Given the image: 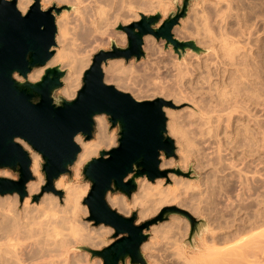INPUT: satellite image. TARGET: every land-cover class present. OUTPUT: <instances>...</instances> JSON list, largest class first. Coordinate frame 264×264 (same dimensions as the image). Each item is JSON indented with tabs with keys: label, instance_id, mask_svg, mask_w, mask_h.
<instances>
[{
	"label": "rangeland",
	"instance_id": "1",
	"mask_svg": "<svg viewBox=\"0 0 264 264\" xmlns=\"http://www.w3.org/2000/svg\"><path fill=\"white\" fill-rule=\"evenodd\" d=\"M55 1H57V2H55ZM130 1L132 2L134 0H130ZM130 1H128V2H130ZM135 1L138 2L139 0L138 1L135 0ZM213 1H216V0H202V2H201V0H190L185 17L180 19L178 25H176L172 29V34H173L174 38H176L177 40H180V41H193L196 44V46L202 50L201 53L195 54V53L191 52L190 50H187L180 57L181 58L180 59L173 52L172 47L170 45L166 48L164 45L165 42L163 40H156L154 37L147 35L143 38L142 50L144 52V56L142 58H140L139 60H135L134 58H131L129 60H124L123 58H118V59L107 60L106 63L102 64V72H103L104 82L108 85L114 86L116 89H118L121 92L128 93L135 100L144 101V100H152L155 98H162L164 100H169V101H172L174 103L175 108L165 109V116H166V132H167V135L174 141L176 157L175 158H169L168 160L170 161V165L167 167H162V168L160 167V169L161 170L179 169L184 173H186V172L190 173V176L187 178L181 177V176H175L174 174L168 173L167 178L157 179L154 182H149L145 178H142V179L139 178L136 180L137 188L131 194V196L129 198H127L126 196H124L123 194H120V193H114V194L108 193L107 197H106V201H107L108 205L110 206V208L115 210L117 213H119L120 215L125 216V217H129L133 212H136V215H137L136 224H139V223H142L146 220L151 219L152 217H154L155 215L158 214L160 209H162L163 207H166V206H175L179 209H182V210L188 212L191 216L193 215L192 217L194 219H196L197 221H203L204 222V226L203 225L200 226L198 232H196L192 238V241H194V244L198 242L201 235L203 236V234H205V232L209 228L214 229L217 232L220 230L230 231L235 227V225H236V227H238V226L242 225L244 222L248 223V222L258 221L264 216V209H263L264 208V178L263 179L260 178V177H264V172H263L264 171V166H263L264 165V163H263L264 159H262V158H264V157H262V156H264V153H263L264 147H262V145H263L262 143H264L263 142L264 141V136H263L264 131H262V129H261V128L264 129V121H263L264 120V111H263L264 110V108H263V106H264L263 105L264 104V98H263L264 97V94H263L264 93V85H263L264 84L263 83L264 82V0H219L222 2L220 3L219 7H217L216 9L220 8L217 11H218V13L220 12L219 13L220 19H221V17H224V18H222V21L218 20L219 19V18H217L218 13L216 15L215 12H213V10H215V9H211L207 5L208 3H211ZM224 1H226V2H224ZM53 2L47 8L51 7L52 5H55L56 7L69 6V4L66 3L65 1L53 0ZM139 3H141V4L138 5L136 3L135 6H133L135 4V2L133 4L129 3L128 5L131 4V9L129 6L127 7V4H126L127 9H126V7H124L125 9H123V11L126 10L124 14L126 15L127 10L130 9L128 14L125 16L126 19H124L123 21L119 20V22L117 24H114V26L113 25H111V27L109 26L108 30L102 36L101 35L100 36L99 35H95V36L92 35L91 36L92 38L96 37L97 43L94 44L92 42L93 44L90 43L91 45L87 44V42L85 43V40H86L85 37L86 36H84V35H86L88 22H86L87 20L84 18V15L80 14V15H82V16H80V17H82V20H81V18L77 19V17L73 18L72 11H74L75 5L72 6V9H70L68 11L64 10L59 14V15L65 14V17L67 20L66 21V27H67L66 36L67 37H65V40H67V41L64 40L65 44L64 43L63 44H64V47L68 43L70 45H67L68 47L66 46L65 51L68 52L69 54H70V52H72V53L74 52L75 54L77 53V55L80 54L81 57L84 56L82 58L84 60H86V64L83 68H81L79 70V72L77 74V78H78L77 84L78 85H77L76 89L74 90V95H71L70 97H64L61 94L60 90L64 87V78H63V79H61L62 86L59 89L55 90L53 93V97L55 99L62 97L63 99L69 101V100H72L73 98H75L76 92L80 89V87L82 85L83 73L90 66L93 55L96 54L98 51L110 50L111 42H114V43L116 42L115 43L116 46L120 47V48H125L127 46L126 35L122 31L117 30V27L119 25L125 26V25L132 23V22L138 21L140 19L141 15L151 16V15L159 14L160 15V21L156 25V26H158L171 13L176 12V7L181 6L182 0H142V1L140 0ZM225 3H228V4H225ZM204 4L206 6H204ZM206 7L210 8V9L207 10L208 8L206 9ZM47 8H45V9H47ZM200 9H202V10H200ZM203 10H204V16H208L210 18V20L208 18L207 23L209 24L208 28H209V30H211V32H214V31L218 32L217 28H221L220 27L221 25H223V26L228 25L225 28L227 30H229L228 32L232 36H234V37L236 36V38H238L237 36H239V38H241L240 39L241 41L246 39V41L251 42V43L246 44V46H249V44L251 45V46H249L250 49H249V47L245 46L244 50L246 52L247 51L250 52L251 56H253V57H250L251 62L249 63V68H251L250 69L251 76L253 75L254 77L252 76V77L248 78L250 80V81L249 80L247 81L248 83H245L244 81H242L244 83V84H242L239 81V84H240L239 89L241 88L240 90H242V87H245V90H247V91H245L248 95L247 98H250L249 101L252 100V101L248 102V104L251 103V104H249L250 110L254 109L256 111V109H258L259 107L260 108L262 107V109L260 110V108H259L257 110L258 113H257V111L255 113V111L253 110L254 113L250 112V114L252 113L254 115L249 114L250 116H248V122L250 124L249 126H250V130H251L250 136L252 135V137H253V138L250 137V139H249L251 153H253L255 150V152L253 153L255 155H252L250 153L252 164H254V165H252L254 168L252 167L253 169L251 168V170L255 174L253 175L254 179L252 180V185H251L253 189H251V191L249 192V197H248L249 199L247 198L248 199V200L246 199L247 201L242 199L243 197L238 199V200L234 199L235 193L233 190L235 189V185H236V182L234 180L236 174L234 172L225 170V171L221 172V174H220V172L218 173L216 170L210 168V165L208 164L209 162H207V163L204 162L205 164L203 163V165H204L203 168L198 166V160L196 158H199L200 156L196 155V154H198L197 152L201 148V144L199 143L198 138L196 139L194 137V135L191 133V131L186 129V127L187 128L189 127V124L191 123L190 120H192V119H194V120H192V122H194L195 125L198 124L196 119L199 120V116L201 118V113H200L201 110H199V109L202 107H204L203 109H205V110L210 109V107L213 104L212 100H214V97L216 96V94L214 95V93H216L214 86H213L214 81H212L215 78V76L213 75V72H212V76L214 78L211 76L209 82L211 83L212 86L209 85V83H208V85L210 87L209 88V87H207L208 86L207 85V82H208L207 73L203 72L204 71L203 69L196 66L197 70L192 71L193 74L190 75V73H191V70H190L187 73V75L185 76V74H184L185 72L184 71L178 72L176 69L177 67L173 66L174 64L172 62V60H175V59H176L175 61L177 63H180V60L184 61L185 59L188 58L189 55H187V54L189 52H191V54L198 57L199 58L198 61H202L203 59H205L204 57H206L208 55H212V57H214V54H211V53H214V50L216 49V45L209 44L210 42H209L208 38L206 37V35L202 33L203 31L200 30L201 28L197 27V26L201 27V18L202 17L201 18H198V17L203 16V15H201V13L203 14ZM210 10H212V12ZM205 11L207 13H205ZM208 11H210L211 13L208 14ZM194 12H197V13L194 14ZM129 13L132 14L133 16L130 15ZM199 13H200V15H199ZM134 14L136 17L134 16ZM222 14H224V15L221 16ZM194 15H195V17H197V16L198 17L195 18ZM212 15H213V17H212ZM239 15H242V16H239ZM58 16H56V19H58ZM122 17L124 18V16H122ZM235 18H237V19H235ZM223 19L225 20V22L223 21ZM239 20H243V21L241 22ZM210 21H212V22L210 23ZM218 21L220 23L221 22L222 23L220 24ZM236 21H237V24H236ZM245 21L247 22V24ZM238 23L240 26L239 28H238ZM242 23H244V25ZM186 24H187V26H186ZM194 24H196L197 26ZM241 24L243 27L241 26ZM83 26H84V28H83ZM246 26H248V29ZM56 28H57V26H56ZM196 28L199 29L198 32L195 31V30H197ZM240 28H241V30H240ZM250 28H251V30H250ZM230 29H231V31H230ZM242 29H244V30L246 29V31H245L246 33L250 30V33L252 32L253 34L251 33V35L249 34V36H247L248 34H245V32H244L243 34H245V35H243L241 33L242 34V37H241L239 32L243 31ZM80 31H82L83 33ZM199 31H201V32H199ZM71 32L73 34H71ZM186 32H187V34H186ZM217 32H215V33H217ZM80 33H82V34H80ZM196 33H198V34H196ZM194 34H196V35H194ZM73 35H74V37H73ZM82 35L84 36V38ZM112 35H113V37H112ZM114 35L116 36V38L120 39V43H117L116 38H114ZM56 36H58V31L56 33ZM197 36H199V37H197ZM245 36H247V37H245ZM68 37H69V39H68ZM70 37H73V39ZM247 38H248V40H247ZM56 39L57 38H55V46L52 47V50L54 52L53 56L55 55L56 51L59 48L58 43L56 42L57 41ZM70 39H71V41H70ZM194 39H195V41H194ZM199 39L200 40L202 39V40L200 41ZM203 39L206 40V44H205V40H203ZM72 40H75V41H72ZM81 40H82V42L84 41L83 42L84 44L81 42ZM99 40L101 43H98ZM246 41H243V42L245 43ZM71 42L73 45L71 44ZM243 42H241V43L244 44ZM74 44L78 45V47L76 45L74 46ZM85 45H87L88 47ZM211 45H213V46H211ZM69 46H70V48L75 47V48H71L74 51H72L69 48ZM79 49L84 53H82ZM246 49H249L250 51L246 50ZM79 52H81L82 54ZM160 52H162V53H160ZM68 53H67V55H68ZM72 55L73 54H71V57H72ZM80 55H78V56H80ZM200 55H202V56H200ZM160 56H162V57H160ZM200 57H202V58H200ZM165 58H166V60H165ZM214 59H215V57H214ZM255 64H257V65H255ZM54 66H58L60 68V63L46 64L44 67L37 68V69H42V72H41L39 78L42 76L45 68L54 67ZM252 66H253V68H252ZM252 69H254V70H252ZM60 70L64 72V76H65L66 70L64 68H60ZM198 70H200V71H198ZM251 70L253 72H251ZM255 70L257 71V73ZM182 72H184V73H182ZM177 73H179V74H177ZM257 75H258V77H257ZM189 76L191 78H189ZM15 78L19 80L18 76H15ZM39 78L37 80H39ZM199 78H201V79H199ZM254 78L256 79V81ZM259 78H261V79H259ZM251 79H254V81ZM205 80H207V81H205ZM204 81H205V83H204ZM227 82H229V80ZM253 82H256V84L257 83H259V84L254 86L255 84L253 85ZM205 85H206V87H205ZM124 86H125V89H124ZM203 86H204V88H203ZM208 88H209L210 96L208 95L209 94L208 90H206ZM253 91H255V92H253ZM205 92H208V94H206ZM242 92H243V90H242ZM193 94H195V96ZM200 94L202 96V102H204V103H205V101L207 102V103H205L206 105L204 103H203L204 104L203 105L201 103V100H200V102L197 100V99L201 98V96L199 97ZM203 94H206L205 95L206 97ZM254 94H255V96H254ZM196 95H197V97H196ZM207 96H208V98H207ZM243 97H244V93H243ZM260 99H261V101H260ZM208 100H210V101L208 102ZM192 101H194V102H192ZM196 102L199 103L198 106H197ZM190 103H192V104H190ZM193 103H195L196 106H194L195 104H193ZM255 103H256V105H255ZM252 104L256 107H254V106L252 107L251 106ZM208 105L210 107L206 109V107H208ZM261 105H263V106H261ZM257 106H258V108H257ZM260 111H261V113H260ZM194 112L196 113L195 115H193ZM189 113H191V114H189ZM189 115H192V116H189ZM99 116L105 120L106 127H107L106 132L108 135L112 136V142L110 144L108 143L106 146L102 147L98 151V153L100 151H109L118 145V142H117V140H118V128L116 126L111 127V124L108 121L107 116H105V115H99ZM99 116H96V117H99ZM250 117H252L253 119L256 117V119H254L256 121H254ZM258 121H260L261 123ZM170 122H172V123H170ZM257 122H258V124H257ZM252 123L253 124L255 123L254 127H253V125H251ZM179 124H181V125H179ZM171 126H176L177 129H176V127L171 128ZM182 126H184V127L182 128ZM178 128H180V130L185 132V135L188 137V140L190 142L189 148L191 149L190 150L188 148V152H190V153H191V151L193 152L191 154L189 153V157L187 159V162H185L184 164L181 161V154L179 153L180 140L181 139L179 137L180 135L177 132ZM189 129H190V127H189ZM255 129H258V130H255ZM259 131H260V134H261V132L263 133L262 134L263 138L261 137L260 134L259 135L261 138L257 135V133H259ZM96 135H97V122L94 118V129H93V133H92V138L89 141L93 142L96 138ZM177 135H178V138H177ZM256 135L262 140H260L258 137H256ZM189 136H192L191 137L192 139H190ZM78 137H80L82 139V141H84L83 136L78 135ZM255 138H257V139H255ZM178 139H179V141H178ZM193 139L194 140L196 139V140L193 141ZM258 140H260L261 142ZM18 142L24 148V150H26V152L29 155V158L31 159V154L34 153V151L26 143H24L20 140H18ZM194 142H197V143H194ZM197 144L199 147L197 146ZM244 144H245V140L242 137L239 138V141L237 142V145H236V146H238L236 151H237V153L239 152L238 153L239 156L241 155V152L243 150L242 148H244ZM258 145L260 147L261 152H259ZM191 146H195L196 148L191 147ZM253 148H255V149L253 150ZM261 149L263 150V152ZM256 151H257L258 155L256 154ZM98 153L95 156H93L92 158L98 157ZM194 153L196 156L194 155ZM35 154L38 155V153H36V152H35ZM191 155L194 156V158ZM197 156H199V157H197ZM258 156L260 159L258 158ZM160 157H161L160 163H162V160L163 161L167 160L163 156V154H161ZM38 158H39V164H40V168H39V174H40V178H41L40 180L42 181V179H43V181L41 182L39 189L36 193L28 194V191L26 189L27 195L23 200V201H25L26 199H28V203L26 204V206L23 205L24 204L23 201L20 203L17 194L0 196V206H1V208H0V251H1L0 252V254H1L0 255V264H13L12 262H14V263L16 262L15 264H44L45 262H46L45 264H55V263L56 264H62V263L63 264H99V262H100V264H102V261L99 258H91L89 253L78 249L79 247H82V246L88 247L90 249H102L112 242L111 236H112L113 230L109 227H104L103 225L95 227L92 222L87 221V217H88L87 207L82 203V200L86 196V194L89 190V186H90L89 182L87 180H85V178L82 174V169H83V166L85 165V163L88 162L91 158L88 159L83 164L81 171L77 177L73 176V172H72V166L73 165L69 168V173L64 174L62 176L66 177V179H67L66 184L67 185H71L73 183V184H82V186L84 188L87 187L86 194L83 196V198H81L79 200L80 204L78 203L79 207H78V209H76L77 213H75V214H77V215L74 216V222H75V226L77 224V226H79V228H81V232H79L80 229L78 228L79 229L78 230L79 235L87 233V231H89V229L91 231H93V233L102 232L106 235L105 244L99 245L98 248L91 247L88 243L86 245L85 242H80L78 236L75 239L68 236L67 238L66 237L63 238V240H62V237H57L58 239H56V238L53 239L55 242H53L52 239L50 240L46 236H45L46 238L44 237L46 240L43 238L42 221H44V218H49L50 217L49 215H51V214L48 211L49 210L48 205L45 202H42V199H43V197L53 196V197L59 198L60 201L62 202V199L64 198L63 196H64L65 192L63 189H59V188L56 189L55 188V182H56V180H55L54 181V189L62 192L61 197H58L57 195H55L53 193H44L40 196V198L38 199L37 202L32 201V197L35 195H38L40 193V188L45 183L44 174L41 170V165L43 164V161H42L40 155H38ZM192 158H193V160H192ZM258 160H259V162H258ZM253 161H257V163L256 162L254 163ZM260 162L263 164H261ZM256 164L257 165L260 164L262 166H259V165L256 166ZM192 167H194L196 169H194ZM255 167H257V168H255ZM259 167L261 168V170L259 169ZM206 169H207V171H206ZM255 169H257L259 171H257V170L255 171ZM30 171H31V167H30ZM192 171H194V172H192ZM226 171H228V172H226ZM5 172H6V174H5ZM229 172H230V174H232V176L229 175ZM257 172L258 173L262 172L263 175L261 173H259V174H261V175H259ZM31 173H32V177H33V179L31 181L36 182L37 181L36 174H34L32 171H31ZM198 174H199V176H198ZM257 174H258L260 179L258 177H255V176H257ZM227 176H229L230 179H228ZM0 177H6V178H9L12 180L18 179L17 173L12 172L9 169H0ZM173 179H178L179 181L176 184H173V182H172ZM31 181H29V182H31ZM260 183L262 184V186ZM159 184H161V186H163V187L170 186V197H169V199L167 200L166 203H163L162 205H158V206L154 205L153 208L150 209V211H149L150 213H148L143 218H141L140 217V211L142 209H145V207L149 208V206L155 200L156 197L154 196V193L157 190L156 188ZM221 184H222V186H221ZM253 184H255V185H253ZM147 187H151V189L148 190V192L150 193L149 196H145V192H144V189H146ZM229 191H230V193H229ZM224 193L225 194L227 193V194L224 195ZM113 196L117 197L115 205L110 204V197H113ZM227 197H231L233 199V202H232L233 204L227 203V199H226ZM197 200H199V201H197ZM191 201H193V202L191 203ZM224 201H225V203H224ZM241 201H242V203H241ZM61 202L59 204L61 206H63V203H61ZM197 204H199V207H197L198 206ZM226 205H230V206H226ZM8 207H11V208H8ZM200 207H201V209H200ZM6 209L10 210V211L8 210V212L9 213L11 212L10 215H12V216H10L9 213H8V215L6 214L7 213ZM236 211H237V213H236ZM199 213H201V214H199ZM236 214L238 216H236ZM75 217H78V218H75ZM218 223H220V225H221L220 228H216V225ZM10 224H12V225H10ZM18 225H20L21 228L18 227ZM183 225H186V228H187L184 232H183V227H182ZM228 226L230 227V229H228L229 228ZM262 226H260L261 228L259 227L260 230H254V232L259 231V233H262L264 231V228ZM12 227H13V229H11ZM176 227H178L179 231H177V232L175 231L176 232L175 233L174 230H172V229L176 228ZM16 228L18 229V231ZM262 228H263V230L261 231ZM82 230L85 233H83ZM13 231L14 232L16 231V233H14ZM188 232H189V222L187 221V219H185L184 217L179 216V215H170L165 221H162L156 225L151 226L150 229L147 231L148 239L142 244V246L144 244L146 245V244L151 243V245H153L152 247H154V248H151V250L146 251V250H143L142 246H141V254L145 260V263L146 264H154L153 262H155V264H157L159 261H161V262H159V264H167V263L173 264L174 262L176 263L177 261L181 262V260L177 256V251H176L177 249H175V248L178 247L179 245L182 246L183 243H186V244H187V242L189 243ZM12 233H13V236L11 235ZM256 233H258V232H256ZM199 234H200V236L198 237ZM261 235H264V233ZM7 236L9 238H11V240ZM39 237L41 239H39ZM239 237H241V236H239ZM261 237L259 236L258 240H260V239L264 240ZM197 238H198V240H197ZM238 238H235L233 241H229L228 242L229 244L223 243V245L220 244L219 246L221 247V246L230 245V244L234 243L236 240H238ZM8 239H9V241H8ZM38 239L40 242L38 241ZM42 239L44 240V242ZM36 241L40 244H38ZM168 241H170L171 244H173V245L170 246V242H168ZM61 242H63V243H61ZM172 242H174V243H172ZM10 244L15 246V248L13 246H11V250H13V248H14L15 251L14 250L11 251L8 248V247H10L9 246ZM41 244H43V245H41ZM224 244H226V245H224ZM44 245H46L48 248ZM172 246H173V249H172ZM37 247L40 249L39 251H38ZM4 248H6V250ZM8 249L11 252L10 251L8 252ZM43 249H44V251H43ZM165 249H167V250H165ZM170 249L174 250L175 252L171 251ZM2 252H3V254L5 253L4 254V255H6L5 257L2 254ZM12 252H14V253H12ZM172 252H174L176 254V257L179 260L174 256L175 254ZM8 253H12V254H8ZM48 254L52 255V256H49ZM9 255H11L12 257L10 256L11 258H9ZM54 255L56 256V258L53 257ZM157 255H159V256H157ZM152 256H154V257L152 258ZM46 257H49V258H46ZM43 258H45V261ZM52 258H53V260H52ZM57 258H58V260H57ZM60 258H62V259L60 260ZM156 258H157V260H156ZM158 258H160V259H158ZM61 261H62V263H61ZM126 264H129L128 260H126Z\"/></svg>",
	"mask_w": 264,
	"mask_h": 264
},
{
	"label": "water",
	"instance_id": "2",
	"mask_svg": "<svg viewBox=\"0 0 264 264\" xmlns=\"http://www.w3.org/2000/svg\"><path fill=\"white\" fill-rule=\"evenodd\" d=\"M190 0H182L176 12L158 26L160 15H141L138 21L117 27L126 35L127 46L100 50L93 55L84 71L82 85L75 98L55 99L53 93L62 86L64 72L58 66L45 68L35 82L28 75L44 67L53 57L57 33L56 16L69 6L42 10L40 0H32L25 13L17 9V0H0V169L17 173L18 179L0 177V196L17 194L20 203L27 195L26 185L33 179L31 159L18 140L26 143L41 156V170L45 183L40 193L32 197L38 201L44 193L58 197L54 181L69 173L80 147L78 135L84 141L92 138L94 118L105 115L111 127L118 128V145L109 151H100L98 157L85 163L82 174L90 184L82 200L87 207V221L95 227L103 225L113 230L112 242L102 249L79 247V250L99 258L102 264H146L141 246L148 239L151 226L165 221L170 215L187 219L189 241L203 221H197L188 212L175 206H166L149 220L136 224V212L125 217L110 208L107 194L120 193L129 198L136 190V180L149 182L167 178L168 173L189 177L179 169H160V155L175 158L174 141L166 132L165 109H173L172 101L162 98L137 101L128 93L108 85L103 80L102 64L107 60L123 58L139 60L144 56L143 38L147 35L163 40L180 58L187 50L199 54L202 50L193 41L174 38L172 29L184 18ZM15 76L21 78L17 80Z\"/></svg>",
	"mask_w": 264,
	"mask_h": 264
},
{
	"label": "bare ground",
	"instance_id": "3",
	"mask_svg": "<svg viewBox=\"0 0 264 264\" xmlns=\"http://www.w3.org/2000/svg\"><path fill=\"white\" fill-rule=\"evenodd\" d=\"M60 1H65L66 3L69 4V7L72 9V6L75 5V8H74V11H72V14H73V18L77 17V19L81 18L82 20V15H84V18L87 20L86 22H88L87 24V30H86V40H85V43L87 42V44H90V43H97L96 42V37H91L92 35L95 36V35H103L109 28V26L111 27V25L114 26V24H117L120 21H123L124 19H126V15L128 14L129 10L131 9V4L128 5L129 3H134L135 4L133 6L136 5V3L139 5L141 3L140 0L138 2H136L135 0L134 1H130L128 2L127 0H60ZM142 1V0H141ZM53 2V0H40V7L42 10H44L45 8H47L51 3ZM57 2V1H55ZM127 2V3H126ZM202 2V0H201ZM200 2V3H201ZM222 1H219V0H216V1H213L211 3H208V7H210L211 9H215L213 10V12H215V14L217 15L218 13V9H216L217 7H219L220 3ZM226 2V1H224ZM32 3V0H17V9L23 14L25 13V11L27 10V8L30 6V4ZM54 3V2H53ZM127 4V7L129 6L130 9L127 10V14L125 15V11H123V9H125L124 7H126V4ZM144 3V2H143ZM142 3V4H143ZM203 4V3H202ZM225 4H228V3H225ZM132 6V7H133ZM202 6V5H201ZM204 6H206L204 4ZM126 7V9H127ZM137 7V6H136ZM206 7V9L208 8ZM213 7V8H212ZM224 7V6H223ZM210 8H208L207 10H209ZM205 9V10H206ZM227 9V8H226ZM133 10V9H132ZM202 10V9H200ZM212 12V10H210ZM210 11H208V14L211 13ZM221 11V10H220ZM131 12V11H130ZM200 12V11H199ZM222 12V11H221ZM197 13V12H194V14ZM205 13H207L205 11ZM220 13V12H219ZM219 13L217 15V18H219ZM231 13V12H230ZM82 14V15H80ZM130 14V13H129ZM132 15V14H130ZM198 15V14H197ZM200 15V13H199ZM198 15V16H199ZM201 15L203 16H197L198 18H201V27L197 26L198 28H201L200 30H202L203 34L206 35V37L208 38L209 40V44H213V45H216V49L214 50V53H211V54H214V57H212V55H208L206 57H204L205 59H203L202 61H198V57H196L195 55L191 54V52H189L187 55L188 58L185 59L184 61H181L180 60V63H177L175 60H172L173 62V66L177 67V71H184L182 73L185 74V76L187 75V73L191 70V74L192 71L194 70H197L196 66L203 69L204 71L203 72H206L207 73V78H208V82H207V85L209 83V85H211V83L209 82L210 81V78L212 76V72H213V75L215 76V78L212 80L214 81L213 82V86H214V89L216 91V93H214V95L216 94V96L214 97V100L213 101V104L212 106L210 107L208 105L207 108L210 107V109L208 110H205L203 109L204 107L200 108L199 110H201V118L199 116V120L196 119V121L198 122L197 125L194 124V122H192V120H190V124H189V127L186 129H188L189 131H191V133L194 135V137L198 140H199V143L201 144V148L198 150V154L196 155H199L197 157L199 158H196L198 160V166L203 168L204 165L203 163H207L209 162L208 164L210 165V168L216 170L218 173L220 172H223L225 170H228V171H231V172H234L236 174L235 176V182H236V185H235V189L233 190L234 191V199L235 200H238L240 198L246 200L248 197H249V192L251 191L252 188V180L254 179L253 178V175L255 174L251 168L253 167L252 165V160H251V157H250V153H251V150H250V142H249V139L250 137H252V135L250 136V124L248 122V116L250 115H254L252 113H254L253 110H250L249 108V99L250 98H247L248 95L245 91V87H242V90L239 89V81L244 84L242 81H244L245 83H248L247 81L249 80L248 78L252 77L251 76V73H250V69L249 68V63L251 62L250 61V57H253L251 56V53L250 52H246L244 50L245 46L247 43H251L250 41H246L243 40V41H246L245 43L243 41H241L239 38V36H237L238 38H236V36H232L227 30L225 27L227 26H223L221 25L220 27L221 28H217L218 29V32L217 31H214V32H211V30H209L208 28V16H204V10H203V14L201 13ZM206 15V14H205ZM224 14H222L221 16H223ZM124 16V18L122 17ZM129 16V15H128ZM133 16V15H132ZM135 16V14H134ZM138 16V15H137ZM215 16V15H214ZM239 16H242V15H239ZM123 19H122V18ZM131 17V16H130ZM136 17V16H135ZM134 17V18H135ZM195 17V15H194ZM195 17V18H197ZM213 17V15H212ZM216 17V16H215ZM237 17V16H236ZM245 17V16H244ZM122 20H121V19ZM133 18V17H132ZM216 18V19H217ZM222 18L224 17H221V19L219 18L218 20H221L222 21ZM246 18V17H245ZM214 19V18H213ZM232 19V18H231ZM237 19V18H235ZM200 20V19H199ZM210 20V18H209ZM215 20V19H214ZM213 20V21H214ZM245 20V19H244ZM66 17H65V14L63 15H59L58 16V19H56V26H57V31H58V36H56L55 38H57L56 42L58 43V50L56 51L55 55L50 59V61L47 63V64H53V63H60V68H64L66 70V74L65 76L63 77L64 78V87L60 90L61 94L64 96V97H70L71 95H74V90L76 89L77 87V81H78V78H77V74L79 72V70L81 68H83L86 64V60H84L80 54V56L77 55V53L75 54L74 52H70V54L68 52H66L65 48L67 45H70L69 43L64 47V40H65V37L66 36V30H67V27H66ZM191 21V20H190ZM223 21L225 22V20L223 19ZM239 21H243V20H239ZM195 22V21H194ZM212 21H210L211 23ZM217 22V21H216ZM219 22V21H218ZM234 22V21H233ZM246 22V21H245ZM244 22V23H245ZM186 23V22H185ZM220 23V22H219ZM222 23V22H221ZM220 23V24H221ZM244 23H242L244 25ZM184 24V23H183ZM213 24V23H212ZM216 24V23H215ZM224 24V23H223ZM236 24H237V21H236ZM241 24V26H242ZM247 24V22H246ZM211 25V24H210ZM214 25V24H213ZM187 26V24H186ZM189 26V25H188ZM217 26V25H216ZM215 26V27H216ZM219 26V25H218ZM231 26V25H230ZM82 27V26H81ZM214 27V26H213ZM224 27V28H223ZM239 23H238V28H239ZM243 27V26H242ZM241 27V28H242ZM245 27V26H244ZM247 29H248V26H246ZM84 28V26H83ZM184 28V27H183ZM187 28V27H186ZM189 28V27H188ZM195 28V27H194ZM240 28V30H241ZM197 29V28H196ZM216 29V30H217ZM229 29V28H228ZM186 30V29H185ZM199 29L195 30L198 32ZM243 31L239 32L241 37H242V34L246 31V29H242ZM251 30V28H250ZM250 30L245 34H248L247 36H249V34L251 35L250 33ZM83 31V30H82ZM80 31V32H82ZM194 31V32H195ZM231 31V29H230ZM193 32V33H194ZM201 32V31H199ZM217 32V33H215ZM83 33V32H82ZM80 33V34H82ZM185 33V32H184ZM191 33V32H190ZM238 33V34H239ZM242 33V34H241ZM71 34H73L71 32ZM77 34V33H76ZM75 34V35H76ZM107 34V33H106ZM187 34V32H186ZM189 34V33H188ZM198 34V33H196ZM194 34V35H196ZM243 34V35H245ZM253 34V33H252ZM236 35V34H235ZM79 36V35H78ZM83 36V35H82ZM81 36V37H82ZM83 36V38H84ZM201 36V35H200ZM203 36V35H202ZM245 36V37H247ZM74 37V35H73ZM73 37H70L73 39ZM77 37V36H76ZM113 37V35H112ZM199 37V36H197ZM196 37V38H197ZM252 37V36H251ZM82 38V39H83ZM114 38H116V36L114 35ZM194 38V37H193ZM250 38V37H249ZM67 39V38H66ZM69 39V37H68ZM91 39V40H90ZM185 40V39H184ZM200 40V39H199ZM202 40V39H201ZM200 40V41H201ZM205 40V39H203ZM248 40V38H247ZM250 40V39H249ZM67 41V40H65ZM71 41V39H70ZM72 41H75V40H72ZM116 41L117 43H120V39L119 38H116ZM195 41V39H194ZM197 41V40H196ZM82 42V40H81ZM84 42V41H83ZM82 42V43H83ZM199 42V41H198ZM241 42H243L244 44H242ZM56 43V44H57ZM64 43V44H63ZM92 43V44H93ZM98 43H101L100 40ZM116 43V42H115ZM197 43V42H196ZM204 43V42H203ZM72 44V42H71ZM84 44V43H83ZM205 44H206V40H205ZM73 45V44H72ZM71 45V46H72ZM76 44H74L75 46ZM91 45V44H90ZM97 45V44H96ZM99 45V44H98ZM202 45V44H201ZM211 45V46H213ZM78 47V45H76ZM87 46V45H85ZM249 46H251L249 44ZM249 46H246V47H249ZM68 47V46H67ZM76 47V48H77ZM82 47V46H81ZM88 47V46H87ZM70 48V46H69ZM71 48H75V47H71ZM70 48V49H71ZM80 48V47H79ZM214 48V47H213ZM82 49V48H81ZM212 49V48H211ZM250 49V47H249ZM249 49H246V50H249ZM68 50V49H67ZM72 50V49H71ZM70 50V51H71ZM78 50V49H77ZM80 50V49H79ZM83 50V49H82ZM85 50V49H84ZM74 51V50H72ZM81 51V50H80ZM86 51V50H85ZM168 51V50H167ZM250 51V50H249ZM77 52V51H76ZM82 52V51H81ZM79 52V53H81ZM68 53V55H67ZM84 53V52H82ZM81 53V54H82ZM162 53V52H160ZM71 54L72 57H71ZM253 54V53H252ZM255 55V54H254ZM202 56V55H200ZM162 57V56H160ZM167 57V56H166ZM175 57V56H174ZM202 58V57H200ZM181 59V58H180ZM255 59V58H254ZM166 60V58H165ZM253 60V59H252ZM159 61V60H158ZM263 62V61H262ZM171 63V62H170ZM256 63V62H255ZM261 63V62H260ZM153 64V63H152ZM169 64V63H168ZM254 64V63H253ZM257 65V64H255ZM262 65V64H261ZM158 66V65H157ZM172 66V65H171ZM159 67V66H158ZM157 67V68H158ZM156 68V69H157ZM253 68V66H252ZM255 68V67H254ZM159 69V68H158ZM213 70V71H212ZM254 70V69H252ZM251 70V72H253ZM257 70V69H256ZM255 70V71H256ZM200 71V70H198ZM254 71V72H255ZM42 72V69H35L34 71H32L29 75H28V80L30 82H35L40 74ZM196 72V71H195ZM202 72V71H201ZM205 73V74H206ZM257 73V71H256ZM179 74V73H177ZM254 74V73H253ZM189 75V74H188ZM184 76V77H185ZM202 77V76H201ZM206 77V76H205ZM254 77V76H253ZM258 77V75H257ZM262 77V76H261ZM62 78V79H63ZM189 78H191L189 76ZM206 78V79H207ZM197 79V78H196ZM201 79V78H199ZM255 79V78H254ZM254 79H251L254 81ZM261 79V78H259ZM258 79V80H259ZM18 80V79H17ZM21 79L19 78V81ZM181 80V79H180ZM229 80V82H227ZM108 81V80H107ZM207 81V80H205ZM204 81V83H205ZM250 81V80H249ZM256 81V79H255ZM263 82V81H262ZM261 82V83H262ZM264 83V82H263ZM255 84V85H254ZM259 84V83H257ZM256 82H253V85L256 86L257 85ZM209 85L207 87H209ZM261 85V84H260ZM264 85V84H263ZM212 86V85H211ZM206 87V85H205ZM260 87V86H259ZM263 87V86H262ZM182 88V87H181ZM204 88V86H203ZM210 88V87H209ZM209 88L206 89L208 90L209 92ZM252 88V87H251ZM124 89H125V86H124ZM253 90V89H252ZM256 90V89H255ZM205 91V90H204ZM208 92H205L206 94H208ZM212 92V91H211ZM214 92V91H213ZM242 92V93H241ZM250 92V91H249ZM255 92V91H253ZM260 92V91H259ZM196 93V92H195ZM243 93H244V97H243ZM60 94V95H61ZM183 94V93H182ZM206 94H203L204 96ZM261 94V93H260ZM264 94V93H263ZM195 96V94H193ZM210 96V92L208 94ZM201 96V94L199 95V97ZM255 96V94H254ZM197 97V95H196ZM206 97V96H205ZM263 97V96H262ZM208 98V96H207ZM255 98V97H254ZM264 98V97H263ZM262 98V99H263ZM195 99V98H194ZM210 99V98H209ZM199 102L201 100V103L203 104L204 102H202V96L201 98L197 99ZM197 101V102H198ZM210 100H208L209 102ZM261 101V99H260ZM194 102V101H192ZM196 102V103H197ZM205 103H207L205 101ZM204 103V104H205ZM253 103V102H252ZM260 103V102H259ZM258 103V104H259ZM192 104V103H190ZM195 104V103H193ZM199 103H197V106H198ZM203 104V105H204ZM211 104V103H210ZM263 104V103H262ZM201 105V104H200ZM206 105V104H205ZM256 105V103H255ZM264 105V104H263ZM261 105V106H263ZM193 106V105H192ZM196 106V104L194 105ZM193 106V107H194ZM252 107L254 106L253 104L251 105ZM256 107V106H254ZM198 108V107H197ZM258 108V106H257ZM260 108V107H259ZM258 108V109H259ZM264 108V106H263ZM256 109V108H255ZM256 109V111L258 110ZM262 109V107L260 108V110ZM198 110V109H197ZM255 111V113H256ZM264 111V110H263ZM199 112V111H198ZM250 112H252L250 114ZM258 113V111H257ZM261 113V111H260ZM259 113V114H260ZM191 114V113H189ZM196 113L194 112L193 115H195ZM250 114V115H249ZM189 116H192V115H189ZM257 116V115H256ZM260 116V115H259ZM258 116V117H259ZM174 118V117H173ZM190 118V117H189ZM193 118V117H192ZM197 118V117H196ZM252 118V117H250ZM176 119V118H175ZM191 119V118H190ZM253 119V118H252ZM256 119V117L254 118ZM253 119V120H254ZM95 120L97 122V135H96V138L93 142H88V141H82V139L80 137H76L75 138V142L78 144V146L80 147V152L78 153L77 155V158H76V161L74 162L73 166H72V172H73V176L74 177H77L81 171V168L83 166V164L90 158H92L93 156H95L98 151L106 146L108 143L110 144L112 142V136L108 135L107 132H106V122L105 120L102 118V117H95ZM174 120V119H173ZM189 120V119H188ZM251 120V119H250ZM252 120V121H253ZM262 120V119H261ZM181 121V120H180ZM256 121V120H254ZM264 121V120H263ZM251 122V121H250ZM260 122V121H258ZM257 122V124H258ZM172 123V122H170ZM174 123V122H173ZM183 123V122H182ZM181 123V124H182ZM261 123V122H260ZM178 124V123H177ZM179 124V125H181ZM255 124V123H254ZM253 123L251 125H253V127L255 126ZM256 124V125H257ZM170 125V124H169ZM177 126V125H176ZM176 126H171L172 127H176ZM184 126H182L183 128ZM258 127V126H257ZM260 127V126H259ZM170 129V128H169ZM177 129V127H176ZM262 131H264L263 128H261ZM255 130H258V129H255ZM176 131V130H175ZM187 131V130H186ZM178 134L180 135V148H179V153L181 154V161L182 163L184 164L185 162H187V159L189 157V153L188 152V148H189V145H190V142L188 140V137L185 135V132H183L182 130H180V128H178L177 130ZM188 132V131H187ZM264 133V132H263ZM261 132L260 134V131L259 133H257V135L260 137H262V134ZM260 134V135H259ZM188 135V134H187ZM191 135V134H190ZM256 135V137H258ZM264 136V135H263ZM190 139H192L191 137L192 136H189ZM243 138L245 140V144H244V148H242V152H241V155L239 156V152L237 153L236 149L238 148L237 145V142L239 141V138ZM258 137V138H259ZM260 137V138H261ZM177 138H178V135H177ZM253 138V137H252ZM259 138V139H260ZM263 138V137H262ZM195 139V140H196ZM257 139V138H255ZM193 139V141H195ZM262 140V139H260ZM258 140V141H260ZM179 141V139H178ZM261 142V141H260ZM259 142V143H260ZM264 142V141H263ZM194 143H197V142H194ZM198 143V144H199ZM257 143V142H256ZM24 144V143H23ZM22 144V145H23ZM179 144V143H178ZM197 144V146H198ZM261 144V143H260ZM259 144V145H260ZM264 145V143H262ZM193 145V144H192ZM195 145V144H194ZM258 145V148H259V152L260 151V147ZM262 145V147H264ZM261 146V145H260ZM25 147V146H24ZM191 147H194L196 148L195 146H191ZM199 147V146H198ZM255 147V146H254ZM27 149V148H26ZM190 149V148H189ZM198 149V148H197ZM255 148H253L254 150ZM263 149V148H262ZM261 149V150H262ZM28 150V149H27ZM191 150V149H190ZM258 150V149H257ZM253 152V151H252ZM255 152V150H254ZM253 152V153H254ZM263 152V150H262ZM191 153H193L191 151ZM190 153V154H191ZM251 153L252 155H255ZM264 153V152H263ZM256 154H257V151H256ZM39 155V154H38ZM38 155L34 153L31 154V171L36 174L37 176V181L36 182H29L27 185H26V189L28 191V194H33V193H36L39 189V186L41 184L42 181L40 180V174H39V168H40V164H39V158H38ZM195 155V153H194ZM195 155V156H196ZM258 155V154H257ZM192 156V155H191ZM262 156V155H261ZM260 156V157H261ZM194 158V156H192ZM253 157V156H252ZM256 157V156H255ZM254 157V158H255ZM264 157V156H262ZM161 158V157H160ZM192 158V160H193ZM259 158V156H258ZM256 159V158H255ZM254 159V160H255ZM260 159V158H259ZM264 159V158H262ZM257 160V159H256ZM196 161V160H195ZM262 161V160H261ZM264 161V160H263ZM191 162V161H190ZM197 162V161H196ZM254 163L257 161H253ZM259 162V160H258ZM204 163V164H205ZM261 163V162H260ZM264 163V162H263ZM261 163V164H263ZM170 165V161L167 159L165 161L162 160V163H160V167H167ZM194 165V164H193ZM259 166H262L260 164H258ZM256 164V166H258ZM264 166V165H263ZM184 168V167H183ZM194 168V167H192ZM207 168V167H206ZM254 168V167H253ZM252 168V169H253ZM257 168V167H255ZM196 169V168H194ZM205 169V168H204ZM259 169L261 170V168L259 167ZM210 170V169H209ZM257 169H255L256 171ZM207 171V169H206ZM226 171V172H228ZM259 171V170H257ZM194 172V171H192ZM197 172V171H196ZM264 172V171H263ZM4 173V172H3ZM233 173V174H234ZM258 173V172H257ZM262 174V172H259ZM258 173V174H259ZM6 174V172H5ZM196 174V173H195ZM203 174V173H202ZM255 176V177H258L259 176ZM259 174V175H261ZM224 175V174H223ZM229 175L232 176V174H230L229 172ZM263 175V174H262ZM199 176V174H198ZM205 176V175H204ZM228 179L229 176H227ZM232 178V177H231ZM257 178V179H258ZM260 178H264V177H260ZM259 178V179H260ZM227 179V178H226ZM227 179V180H228ZM256 179V180H257ZM261 179V180H262ZM206 180V179H205ZM260 180V181H261ZM179 180L178 179H173L172 182L173 184H176ZM221 181V180H220ZM263 181V180H262ZM67 182V179L66 177L64 176H61L60 178H58L55 182V188L56 189H63L65 194H64V198L62 199V202L60 201L59 198L57 197H53V196H47V197H43L42 199V202H45L47 205H48V208H49V213L51 215H49L50 217L49 218H44V221H42V227H43V238L46 236L47 238H49L50 240L56 238L58 239L57 237H62V240L63 238H67L68 236L69 237H72V238H76L77 236L79 237V241L80 242H85L86 245L87 243L91 246V247H95V248H98L99 245H104L105 244V238H106V235L102 232H97V233H93V231H91L89 229V231H87V233H85L83 230L82 232L85 233V234H80L78 233V230L80 229L79 232H81V228H79V226H75V222H74V216L77 215L75 213H77L76 209H78V203H79V200L81 198H83V196L86 194V191H87V187H83L82 184H71V185H67L66 184ZM215 182V181H214ZM206 183V182H205ZM211 183V182H210ZM222 183V182H221ZM229 183V182H228ZM254 183V182H253ZM207 184V183H206ZM261 184V183H260ZM255 185V184H253ZM218 186V185H217ZM222 186V184H221ZM262 186V184H261ZM197 188V187H196ZM261 188V187H260ZM259 188V189H260ZM151 187H147L146 189H144V192H145V196H149L150 193L148 192V190H150ZM157 190L155 191L154 193V196L156 197L155 200L152 202V204L149 206V208L145 207V209H142L140 211V217L143 218L145 215H147L148 213H150V209L153 208L154 205H162L163 203H166L167 200L169 199L170 197V186H166V187H163L161 186V184H159L156 188ZM220 189V188H219ZM263 189V188H262ZM147 190V191H146ZM199 192V191H198ZM260 192V191H259ZM230 193V191H229ZM256 193V192H255ZM227 194V193H226ZM224 193V195H226ZM211 195V194H210ZM217 195V194H216ZM255 195V194H254ZM253 195V196H254ZM199 196V195H198ZM222 196V195H221ZM229 196V195H228ZM201 197V196H200ZM211 197V196H210ZM225 197V196H224ZM202 198V197H201ZM200 199V198H199ZM217 199V198H216ZM222 199V198H221ZM227 203L228 204H231L233 202V199L231 197H227ZM249 199V198H248ZM247 199V200H248ZM260 199V198H259ZM116 200H117V197L116 196H113V197H110V204L111 205H115L116 203ZM194 200V199H193ZM201 200V199H200ZM246 200V201H247ZM255 200V199H254ZM182 201V200H181ZM195 201V200H194ZM199 201V200H197ZM24 204L26 206V204L28 203V199H26L25 201H23ZM63 203V206H61L59 203ZM193 201H191L192 203ZM235 202V201H234ZM225 203V201H224ZM236 203V202H235ZM242 203V201H241ZM240 203V204H241ZM80 204V203H79ZM200 204V203H199ZM199 204H197L199 207ZM220 204V203H219ZM233 204V203H232ZM238 204V203H237ZM202 205V204H201ZM262 205V204H261ZM219 206V205H218ZM226 206H230V205H226ZM238 206V205H237ZM263 206V205H262ZM187 207V206H186ZM191 207V206H190ZM223 207V206H222ZM1 208V206H0ZM8 208H11V207H8ZM184 208V207H183ZM203 208V207H202ZM228 208V207H227ZM187 209V208H186ZM198 209V208H197ZM201 209V207H200ZM210 209V208H209ZM264 209V208H263ZM7 210V215H8V210L9 209H6ZM3 211V210H2ZM10 211V210H9ZM213 211V210H212ZM217 211V210H216ZM258 211V210H257ZM198 212V211H197ZM11 213V212H10ZM9 213V215H10ZM215 213V212H214ZM237 213V211H236ZM257 213V212H256ZM2 214V213H1ZM5 214V213H4ZM193 214V213H192ZM201 214V213H199ZM16 215V214H15ZM6 216V215H5ZM12 216V215H10ZM14 216V215H13ZM193 216V215H192ZM220 216V215H219ZM236 216H238L236 214ZM197 217V216H196ZM205 217V216H204ZM208 217V216H207ZM216 217V216H215ZM241 217V216H240ZM245 217V216H244ZM3 218V217H2ZM16 218V217H15ZM75 218H78V217H75ZM198 218V217H197ZM18 219V218H17ZM235 219V218H234ZM3 220V219H2ZM79 220V219H78ZM236 220V219H235ZM258 220V219H257ZM20 221V220H19ZM186 221V220H185ZM214 222V221H213ZM15 223V222H14ZM238 223V222H237ZM264 224V216L258 220V221H254V222H244L242 225L235 227L230 230V231H215L214 229H211L209 228L205 234H203V236L201 235L200 239L198 240L197 243L194 244V241H192V238L191 240L189 241V243L187 242L186 243H183L182 246L179 245L178 247H176L175 249H177V256L178 258L181 260L180 261H177L176 263L174 262L173 264H264V240H258V237L262 236L261 238L264 239V235H261L264 233V231L262 233H259V231H255L254 230H260L259 227L262 226ZM12 225V224H10ZM17 225V224H16ZM79 225V224H78ZM84 226V225H83ZM214 226V225H213ZM231 226V225H230ZM18 227H20V225H18ZM183 232L187 229L186 228V225H183ZM221 225L220 223H218L216 225V228H220ZM229 227V226H228ZM264 228V225L262 226ZM8 228V227H7ZM21 228V227H20ZM79 228V229H78ZM258 228V229H257ZM261 228V227H260ZM263 228L261 229V231L263 230ZM13 229V227L11 228ZM15 229V228H14ZM17 229V228H16ZM88 229V228H87ZM230 229V227L228 228ZM172 230H174V232L176 231H179L178 227L176 228H173ZM226 230V229H225ZM5 231V230H4ZM10 231V230H9ZM12 231V230H11ZM18 231V229H17ZM198 231V230H197ZM204 231V230H203ZM222 231V232H221ZM253 231V232H252ZM7 232V231H6ZM14 232V231H13ZM175 232V233H176ZM220 232V233H219ZM250 232V233H249ZM252 232V233H251ZM258 232V233H256ZM11 233V232H10ZM16 233V231L14 232ZM19 233V232H18ZM173 233V232H172ZM248 233V234H247ZM6 234V233H5ZM185 234V233H184ZM190 234V226H189V232H188V235ZM202 234V233H201ZM247 234V235H246ZM8 235V234H7ZM13 236V233L11 234ZM173 235V234H172ZM171 235V236H172ZM175 235V234H174ZM180 235V234H179ZM6 236V235H5ZM9 236V235H8ZM7 236V237H8ZM42 236V235H41ZM200 236V234L198 235V237ZM241 236V237H239ZM10 237V236H9ZM8 237V238H9ZM45 237V238H46ZM239 237V238H238ZM44 238V239H45ZM177 238V237H176ZM209 238V239H208ZM235 238H238V240H236L234 243L230 244V245H226V246H219L220 244L223 245V243H228L229 241H233ZM11 240V238H9ZM8 239V241H9ZM39 239H41L39 237ZM38 239V241H39ZM43 240V239H42ZM46 240V239H45ZM65 240V239H64ZM175 240V239H174ZM48 241V240H47ZM76 241V240H75ZM37 242V241H36ZM40 242V241H39ZM44 242V240H43ZM49 242V241H48ZM53 242H55L53 240ZM78 242V241H77ZM170 242V241H168ZM38 243V242H37ZM63 243V242H61ZM79 243V242H78ZM174 243V242H172ZM9 244V243H8ZM40 244V243H38ZM44 244V243H43ZM41 244V245H43ZM46 244V243H45ZM51 244V243H50ZM53 244V243H52ZM168 244V243H167ZM229 244V243H228ZM36 245V244H35ZM173 245L171 244L170 242V246ZM10 247H8L10 250H11V246H13L12 244L9 245ZM46 246V245H44ZM43 246V247H44ZM153 245H151V243L149 244H144L142 246V249L143 250H151V248H154L152 247ZM15 248V246H13ZM41 247V246H40ZM47 247V246H46ZM45 247V248H46ZM52 247V246H51ZM66 247V246H65ZM64 247V248H65ZM69 247V246H68ZM169 247V246H168ZM13 248V250H14ZM38 248V247H37ZM48 248V247H47ZM6 250V248H4ZM8 249V252L10 251ZM42 249V248H41ZM50 249V248H49ZM69 249V248H68ZM169 249V248H168ZM172 249H173V246H172ZM11 250V251H13ZM40 249L38 248V251ZM160 250V249H159ZM167 250V249H165ZM171 250V249H170ZM10 251V252H11ZM15 251V250H14ZM42 251V250H41ZM44 251V249H43ZM154 251V250H153ZM171 251H174V250H171ZM1 252V251H0ZM175 252V251H174ZM172 252V253H174ZM7 253V252H6ZM14 253V252H12ZM12 253H8V254H12ZM55 253V252H54ZM154 253V252H153ZM159 253V252H158ZM3 254V252H2ZM5 254V253H4ZM3 254V255H4ZM50 254V253H49ZM48 254V255H49ZM175 254V253H174ZM1 255V254H0ZM69 255V254H68ZM156 255V254H155ZM154 255V256H155ZM6 255H4L5 257ZM11 255H9V258ZM49 256H52V255H49ZM80 256V255H79ZM151 256V255H150ZM152 256V258L154 257ZM159 256V255H157ZM170 256V255H169ZM176 257V254L174 255ZM15 257V256H14ZM13 257V258H14ZM54 258H56V256L54 255L53 256ZM163 257V256H162ZM174 257V258H175ZM46 258H49V257H46ZM172 258V257H171ZM173 258V259H174ZM177 258V257H176ZM177 258V259H178ZM44 261H45V258H43ZM51 259V258H50ZM62 258H60L61 260ZM160 259V258H158ZM178 259V260H179ZM9 260V259H8ZM14 260V259H13ZM12 260V261H13ZM47 260V259H46ZM53 260V258H52ZM55 260V259H54ZM58 260V258H57ZM56 260V261H57ZM157 260V258H156ZM73 261V260H72ZM176 261V260H175ZM35 262V261H34ZM158 262V261H157ZM161 262V261H159ZM159 262L157 264H159ZM170 262V261H169ZM9 263V262H8ZM11 263V262H10ZM13 264H15L14 262H12ZM46 263V262H45ZM44 263V264H45ZM55 263V262H54ZM60 263V262H59ZM62 263V261H61ZM155 264V262H153ZM167 263V262H166ZM56 264V263H55ZM63 264V263H62ZM100 264V262H99ZM168 264V263H167Z\"/></svg>",
	"mask_w": 264,
	"mask_h": 264
}]
</instances>
